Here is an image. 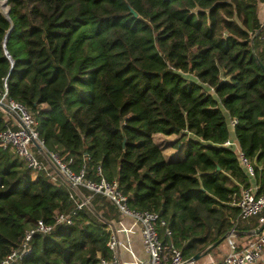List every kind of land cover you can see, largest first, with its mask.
Returning a JSON list of instances; mask_svg holds the SVG:
<instances>
[{"label":"trees","instance_id":"obj_1","mask_svg":"<svg viewBox=\"0 0 264 264\" xmlns=\"http://www.w3.org/2000/svg\"><path fill=\"white\" fill-rule=\"evenodd\" d=\"M257 2L0 0V91L33 113L46 148L73 157L74 168L85 163L87 177L100 165L131 207L156 211L160 236L168 228L189 259L225 238L238 211L232 201L249 184L223 144L231 118L264 192ZM13 120L0 106V128ZM155 133L177 134V150L166 156ZM58 177L0 144V260L38 219L72 209L71 186ZM251 223L258 217L239 227ZM112 232L87 203L70 224L33 233L10 264H102Z\"/></svg>","mask_w":264,"mask_h":264},{"label":"built area","instance_id":"obj_2","mask_svg":"<svg viewBox=\"0 0 264 264\" xmlns=\"http://www.w3.org/2000/svg\"><path fill=\"white\" fill-rule=\"evenodd\" d=\"M5 86V83H4ZM0 101L6 105V110L13 115L14 124L0 128V144L10 145L16 155L35 172L44 171L53 180L61 176L71 186L69 197L74 206L69 211H57L52 221L45 222L38 219L34 226L28 228L18 246L11 248L0 260V264H10L21 258L30 250V239L33 233H47L58 225L70 224L72 217L78 209L88 203L90 196H81L79 188L91 191V195L102 194L109 198L118 207L121 213L131 216L137 222L146 258L134 255L127 241H123L112 232L106 242L111 254L109 258L102 257V264H185L188 259L183 257L180 248L170 236L168 228L165 229L166 238H162L157 229L159 214L148 209L131 207L127 202V195L119 188L117 180L107 179L101 166L97 165L96 177L86 176V164L73 167V157L64 158L57 151L46 148L39 137L35 127L36 120L33 113L20 101L7 96L6 89L0 91ZM236 119L231 118L229 124L232 128ZM224 145H232L227 138ZM236 157L245 172L254 175V165L240 147L234 149ZM257 185L248 184L240 188L239 194L232 204L238 209L236 216L230 219L231 229L227 235L228 250L222 258V264H252L264 254V227L256 237L240 244L234 238L233 231L242 220L253 216L258 217L260 224L264 222V192H257ZM163 224L164 221H161ZM123 247L130 251L131 260L121 259L119 249Z\"/></svg>","mask_w":264,"mask_h":264},{"label":"crops","instance_id":"obj_3","mask_svg":"<svg viewBox=\"0 0 264 264\" xmlns=\"http://www.w3.org/2000/svg\"><path fill=\"white\" fill-rule=\"evenodd\" d=\"M258 9V19L259 25L256 30L257 37L255 46L257 51L261 54L264 59V0H258L257 2ZM15 121L13 120V123ZM15 125V124H14ZM173 137V138H162V137ZM156 137V138H155ZM177 137V134H162L155 133L154 138L158 141H162L165 144L164 153L166 156L174 153L177 150V147L173 145V140ZM164 139V140H162ZM228 139L232 142V148L240 147L237 141L234 128L230 126V135ZM248 175V174H247ZM249 184H256L254 175H248ZM257 185V184H256ZM73 191V190H72ZM79 192L81 196H90L88 203L92 204L93 207L103 216L107 218L110 223L111 230L117 234L119 238L123 241H127L130 249L134 253L135 256L139 258H146L147 254L143 248L142 240L140 236V229L137 222H134V219L131 216L124 215L120 212L118 207L107 197H98L97 195H91L87 189L79 188ZM254 217V216H253ZM246 220V219H245ZM240 222H243L240 221ZM239 222V223H240ZM239 223L235 230L233 231L234 238L240 244L250 240L261 232L258 231L260 223L256 226L249 224V228H240ZM231 227V226H230ZM231 229V228H230ZM229 229V231H230ZM228 231V232H229ZM224 239H222L219 243L215 244L211 248L207 249L201 256L194 260H187L185 264H222V258L228 250V242L227 235ZM119 255L121 259L131 260L133 258L130 251L121 247L119 249ZM132 264V263H130ZM252 264H264V254L263 256Z\"/></svg>","mask_w":264,"mask_h":264},{"label":"water","instance_id":"obj_4","mask_svg":"<svg viewBox=\"0 0 264 264\" xmlns=\"http://www.w3.org/2000/svg\"><path fill=\"white\" fill-rule=\"evenodd\" d=\"M134 14H136V12L134 11ZM8 33H9V31L6 33V35H5V38H4V41L6 40V37H7V35H8ZM11 59V58H10ZM11 62H13V60L11 59ZM0 106L2 107V108H7L6 107V105L3 103V102H1L0 101ZM263 227H264V222L259 226V228H258V231H261L262 229H263ZM221 241V239L220 240H218L217 242H215L213 245H211V246H209V248H211L212 246H214L215 244H217V243H219ZM208 248V249H209ZM207 251V250H206ZM205 252V251H204ZM204 252H197V253H195L194 255H192L190 258H189V260H194V259H197L199 256H201Z\"/></svg>","mask_w":264,"mask_h":264},{"label":"rangeland","instance_id":"obj_5","mask_svg":"<svg viewBox=\"0 0 264 264\" xmlns=\"http://www.w3.org/2000/svg\"><path fill=\"white\" fill-rule=\"evenodd\" d=\"M161 137H162V136H161ZM155 138H156V137H155ZM162 138L165 139V138H173V137H162ZM164 139H162V140H164ZM58 180H62V178L58 177ZM88 192L91 193V191H89V190H88ZM95 195H97L98 197H104L102 194H95Z\"/></svg>","mask_w":264,"mask_h":264}]
</instances>
